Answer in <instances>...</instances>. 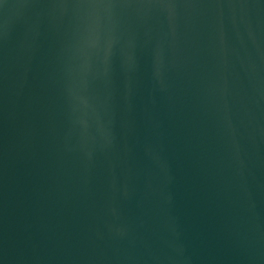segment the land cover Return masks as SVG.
I'll list each match as a JSON object with an SVG mask.
<instances>
[{"label": "water", "instance_id": "1", "mask_svg": "<svg viewBox=\"0 0 264 264\" xmlns=\"http://www.w3.org/2000/svg\"><path fill=\"white\" fill-rule=\"evenodd\" d=\"M0 264H264V0H0Z\"/></svg>", "mask_w": 264, "mask_h": 264}]
</instances>
